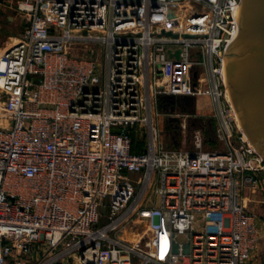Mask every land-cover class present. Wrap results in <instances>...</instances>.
<instances>
[{"label":"built area","instance_id":"built-area-1","mask_svg":"<svg viewBox=\"0 0 264 264\" xmlns=\"http://www.w3.org/2000/svg\"><path fill=\"white\" fill-rule=\"evenodd\" d=\"M237 0H24L0 55V264H247L264 159L225 60ZM210 98L224 149L167 151L161 97ZM145 137L134 153L132 135ZM136 234V239L122 238Z\"/></svg>","mask_w":264,"mask_h":264},{"label":"rangeland","instance_id":"rangeland-1","mask_svg":"<svg viewBox=\"0 0 264 264\" xmlns=\"http://www.w3.org/2000/svg\"><path fill=\"white\" fill-rule=\"evenodd\" d=\"M24 0H0V55L17 41L27 19L18 13V3ZM157 124L161 142L167 151L193 152L196 134L203 137V150L224 149L216 140V121L213 118V105L204 96L167 97L159 100ZM249 197L248 209L254 212L264 224V195L244 192ZM260 221V222H261ZM247 264H264V236L260 238L256 250Z\"/></svg>","mask_w":264,"mask_h":264},{"label":"water","instance_id":"water-1","mask_svg":"<svg viewBox=\"0 0 264 264\" xmlns=\"http://www.w3.org/2000/svg\"><path fill=\"white\" fill-rule=\"evenodd\" d=\"M239 36L227 51L228 89L242 129L264 159V0H237Z\"/></svg>","mask_w":264,"mask_h":264},{"label":"trees","instance_id":"trees-1","mask_svg":"<svg viewBox=\"0 0 264 264\" xmlns=\"http://www.w3.org/2000/svg\"><path fill=\"white\" fill-rule=\"evenodd\" d=\"M162 98H167V97H161L160 100ZM132 140H133V146H132L133 152L143 153L145 151V137L144 136L136 137L135 134L133 133Z\"/></svg>","mask_w":264,"mask_h":264},{"label":"bare ground","instance_id":"bare-ground-1","mask_svg":"<svg viewBox=\"0 0 264 264\" xmlns=\"http://www.w3.org/2000/svg\"><path fill=\"white\" fill-rule=\"evenodd\" d=\"M229 90V89H228ZM229 92V91H228ZM229 94V96L228 97H230V92L228 93ZM230 99H231V97H230ZM236 115H237V119H238V124H239V126L241 127L242 126V123H241V120H240V117H239V115H238V113L236 112ZM130 232H125L124 233V235H122V238H124V239H128V240H132V239H136V234H134V235H127V234H129Z\"/></svg>","mask_w":264,"mask_h":264},{"label":"crops","instance_id":"crops-1","mask_svg":"<svg viewBox=\"0 0 264 264\" xmlns=\"http://www.w3.org/2000/svg\"><path fill=\"white\" fill-rule=\"evenodd\" d=\"M261 220H259V226H260V229H261V237H263L264 236V224H263V222L261 221Z\"/></svg>","mask_w":264,"mask_h":264}]
</instances>
